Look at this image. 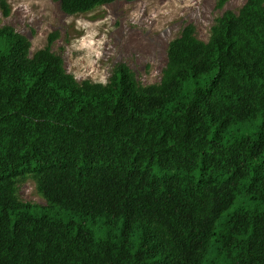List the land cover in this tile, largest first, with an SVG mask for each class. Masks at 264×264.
Returning a JSON list of instances; mask_svg holds the SVG:
<instances>
[{
  "label": "trees",
  "instance_id": "1",
  "mask_svg": "<svg viewBox=\"0 0 264 264\" xmlns=\"http://www.w3.org/2000/svg\"><path fill=\"white\" fill-rule=\"evenodd\" d=\"M0 12V264H264V0L186 26L150 85L79 81Z\"/></svg>",
  "mask_w": 264,
  "mask_h": 264
},
{
  "label": "rangeland",
  "instance_id": "2",
  "mask_svg": "<svg viewBox=\"0 0 264 264\" xmlns=\"http://www.w3.org/2000/svg\"><path fill=\"white\" fill-rule=\"evenodd\" d=\"M118 0L76 15L65 13L56 0H8L12 13L3 24L32 42V54L48 45L63 57L79 81L107 83L126 64L144 85L159 83L168 62V48L188 25L208 41L216 18L239 13L247 0ZM1 16V12H0ZM22 201L48 205L32 179L20 184Z\"/></svg>",
  "mask_w": 264,
  "mask_h": 264
}]
</instances>
